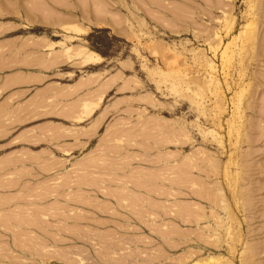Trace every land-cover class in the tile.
I'll list each match as a JSON object with an SVG mask.
<instances>
[{
    "label": "rangeland",
    "instance_id": "obj_1",
    "mask_svg": "<svg viewBox=\"0 0 264 264\" xmlns=\"http://www.w3.org/2000/svg\"><path fill=\"white\" fill-rule=\"evenodd\" d=\"M0 24L62 52L50 171L0 154V264H264V0H0Z\"/></svg>",
    "mask_w": 264,
    "mask_h": 264
},
{
    "label": "crops",
    "instance_id": "obj_2",
    "mask_svg": "<svg viewBox=\"0 0 264 264\" xmlns=\"http://www.w3.org/2000/svg\"><path fill=\"white\" fill-rule=\"evenodd\" d=\"M29 29L32 28H8L0 24V154L18 145L25 148L40 145V151L23 148L22 152L32 159L27 160L26 171L45 172L50 171V157L54 152L51 148L58 147L59 151L62 148V125L42 118L51 113V90L57 89L59 98L62 97V81L59 78L57 83L52 82L50 74L51 69L62 67V52L49 36ZM52 45L54 54H50ZM55 113L61 116V107ZM20 152L5 151L0 163L14 161ZM53 161L60 163V160ZM0 169L6 167L0 166Z\"/></svg>",
    "mask_w": 264,
    "mask_h": 264
},
{
    "label": "bare ground",
    "instance_id": "obj_3",
    "mask_svg": "<svg viewBox=\"0 0 264 264\" xmlns=\"http://www.w3.org/2000/svg\"><path fill=\"white\" fill-rule=\"evenodd\" d=\"M98 10V9H97Z\"/></svg>",
    "mask_w": 264,
    "mask_h": 264
}]
</instances>
